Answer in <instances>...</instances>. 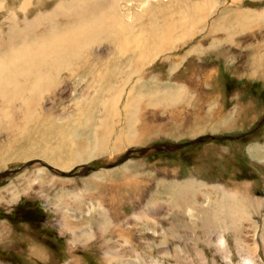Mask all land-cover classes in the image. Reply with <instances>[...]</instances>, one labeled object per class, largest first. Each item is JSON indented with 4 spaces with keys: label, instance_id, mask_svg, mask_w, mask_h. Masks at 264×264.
I'll use <instances>...</instances> for the list:
<instances>
[{
    "label": "rangeland",
    "instance_id": "374dc122",
    "mask_svg": "<svg viewBox=\"0 0 264 264\" xmlns=\"http://www.w3.org/2000/svg\"><path fill=\"white\" fill-rule=\"evenodd\" d=\"M61 1L0 0V54L39 15L38 33L73 23ZM91 1L124 25L29 106L0 97V242L24 241L0 264H264V19L242 25L262 2Z\"/></svg>",
    "mask_w": 264,
    "mask_h": 264
},
{
    "label": "bare ground",
    "instance_id": "6f19581e",
    "mask_svg": "<svg viewBox=\"0 0 264 264\" xmlns=\"http://www.w3.org/2000/svg\"><path fill=\"white\" fill-rule=\"evenodd\" d=\"M239 1L233 0L235 6L231 9L224 7V12L221 14L223 18L224 16L226 17L227 12V15L230 16L237 14V12L243 13V15H252L258 12L257 10L252 11L247 9L246 3L242 5ZM260 2L262 3L257 7H262V9L258 12V16L245 18L246 21L243 24L241 23L243 26L248 25L253 19H264V0H260ZM98 4V2L91 0H77L73 6L66 7L61 1L57 8L60 11L62 10L63 13L72 15L75 18L74 22L66 26H62L57 22L48 23L50 25L41 33L36 32V29L42 25L40 20L46 15H39L33 21L26 22V26L23 29L19 27L21 30L15 31L18 29L15 23L13 36L16 38V41L18 38L20 43L14 44L11 40V45L0 54V97L4 100H21L23 105L27 104L29 106L30 99L25 100L24 95L28 90L32 92L42 91L43 87L49 85V82L46 81L44 85H41V83L46 79L50 80L52 72L59 71L62 65L69 64L72 59L77 58L88 40L86 47L99 39L107 29L124 25L122 18L117 17V14L113 11L115 5L108 8L112 10V13L107 16L104 13L99 14ZM258 25V30L254 34L256 36V41L253 42L255 48L264 47V22L258 23ZM140 112V109L135 110L133 116H138ZM95 135L99 143L105 142L103 139H98L100 137L98 134L95 133ZM140 135V132L135 131L127 139L129 142H134ZM103 138L105 139V136ZM101 148L97 146L96 148L90 147L85 149L78 146L77 151H74L72 155L75 160H83L84 157L95 156ZM66 226L68 227V224ZM252 262V258L245 259V264H253L254 262Z\"/></svg>",
    "mask_w": 264,
    "mask_h": 264
},
{
    "label": "crops",
    "instance_id": "0c3cea01",
    "mask_svg": "<svg viewBox=\"0 0 264 264\" xmlns=\"http://www.w3.org/2000/svg\"><path fill=\"white\" fill-rule=\"evenodd\" d=\"M3 219H6V218H3ZM24 225V227H22L21 229L24 230V231H27V232H34L33 231V228H31L29 225H25V224H22ZM12 236V235H11ZM35 236L39 239H41L37 234H35ZM14 238V240L12 239L11 242L12 243H6V242H0V245L3 246V245H7V247L5 248V251L4 252H7V253H10V254H13V255H19L21 258L24 259V253L23 251L20 249L21 247V242H24L23 239H20L19 235H15V236H12ZM20 240V241H19ZM1 246H0V250H1ZM13 246H16L18 248H14ZM3 250V249H2ZM5 253V254H7ZM30 253V252H29ZM9 255V254H8ZM25 262V261H24Z\"/></svg>",
    "mask_w": 264,
    "mask_h": 264
},
{
    "label": "water",
    "instance_id": "95a60500",
    "mask_svg": "<svg viewBox=\"0 0 264 264\" xmlns=\"http://www.w3.org/2000/svg\"><path fill=\"white\" fill-rule=\"evenodd\" d=\"M205 138L219 139L218 137H213V136L200 137V138H199L198 140H196L194 143L199 142V141H202V140L205 139ZM166 147H167V149H173V148H175L176 146H170V145H167Z\"/></svg>",
    "mask_w": 264,
    "mask_h": 264
}]
</instances>
